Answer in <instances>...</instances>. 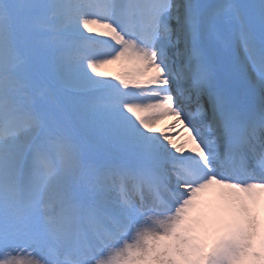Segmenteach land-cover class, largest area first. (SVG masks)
Instances as JSON below:
<instances>
[{"label":"snow or ice","instance_id":"1","mask_svg":"<svg viewBox=\"0 0 264 264\" xmlns=\"http://www.w3.org/2000/svg\"><path fill=\"white\" fill-rule=\"evenodd\" d=\"M71 3L24 0L15 25L0 23V96L5 93L4 79H12L34 119L32 128L0 143V257L25 245L39 250L43 236L51 234V189L59 185L57 203L70 207L76 197L74 187H87L92 179V170L79 160V143L66 134L69 112L57 95L80 91L72 48L63 39L62 11ZM256 7L260 11L258 25L250 21L240 0H210L204 13L195 0H187L177 6L181 14L172 27L183 83L197 115L214 134L212 144L217 139L233 143L225 138L241 128L248 150L254 159H261L264 168V0ZM237 61H242L243 79ZM246 84L262 93L258 115L246 110ZM54 141L73 148L77 166L61 172L55 181L41 179L37 187L36 160ZM9 181L16 186L14 200L6 192ZM38 213L39 225L34 222ZM103 247L102 238L92 240L73 264H93L94 257L103 255Z\"/></svg>","mask_w":264,"mask_h":264},{"label":"bare ground","instance_id":"2","mask_svg":"<svg viewBox=\"0 0 264 264\" xmlns=\"http://www.w3.org/2000/svg\"><path fill=\"white\" fill-rule=\"evenodd\" d=\"M93 63V62H92ZM84 68H83V74L87 73V75L91 78V73L92 72H98L97 68L94 66L93 64H89V63H84ZM79 78V74L76 72V79ZM143 124H145V122H143ZM166 223H168V221L166 219H164V221L161 222H157V223H152L150 226V231L156 236L157 242H158V246L159 249L163 252L165 250H168L169 246V242L167 238H164L162 236L163 232L165 230H167V228L170 227V224H167V226L165 227ZM244 232L243 234L245 236H248L250 238V240H253L254 238H257L258 236H261L264 239V235H263V231H264V206H263V213L261 214L260 217L256 216L255 214H251V216L246 220L245 222V226H244ZM252 233H250V232ZM248 233H250L251 235H248ZM138 237V235H135V238ZM139 238L135 239V243L132 245H128V247H132L134 245L139 244L138 241ZM142 239V238H140ZM175 244H179L180 242H177L176 240H174ZM246 240L243 239V244L240 246V248L238 249V254L237 255H246ZM140 246V245H139ZM260 253H262V251L264 250V242L262 244H259V249ZM164 264H166V261H164Z\"/></svg>","mask_w":264,"mask_h":264},{"label":"rangeland","instance_id":"3","mask_svg":"<svg viewBox=\"0 0 264 264\" xmlns=\"http://www.w3.org/2000/svg\"><path fill=\"white\" fill-rule=\"evenodd\" d=\"M176 1H179V0H176ZM164 235L166 236V232H165ZM247 246H248V244H247ZM137 247H138V246H137ZM138 249L140 250L141 248H138ZM166 256H167V254H166ZM166 256H164V257H166ZM259 260H260V259H259ZM259 260H258V264H260ZM253 263H254V261H253Z\"/></svg>","mask_w":264,"mask_h":264}]
</instances>
